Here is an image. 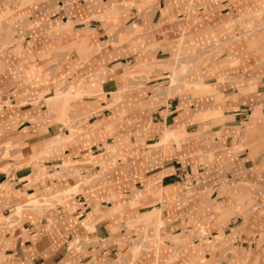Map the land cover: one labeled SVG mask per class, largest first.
Returning a JSON list of instances; mask_svg holds the SVG:
<instances>
[{"label":"crops","instance_id":"1","mask_svg":"<svg viewBox=\"0 0 264 264\" xmlns=\"http://www.w3.org/2000/svg\"><path fill=\"white\" fill-rule=\"evenodd\" d=\"M0 264H264V0H0Z\"/></svg>","mask_w":264,"mask_h":264}]
</instances>
